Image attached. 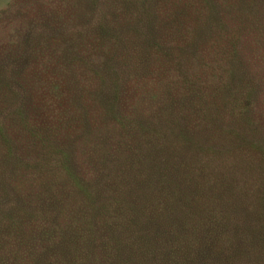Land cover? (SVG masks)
I'll return each instance as SVG.
<instances>
[{
	"label": "trees",
	"instance_id": "16d2710c",
	"mask_svg": "<svg viewBox=\"0 0 264 264\" xmlns=\"http://www.w3.org/2000/svg\"><path fill=\"white\" fill-rule=\"evenodd\" d=\"M62 15L0 48V264H264V0Z\"/></svg>",
	"mask_w": 264,
	"mask_h": 264
},
{
	"label": "rangeland",
	"instance_id": "374dc122",
	"mask_svg": "<svg viewBox=\"0 0 264 264\" xmlns=\"http://www.w3.org/2000/svg\"><path fill=\"white\" fill-rule=\"evenodd\" d=\"M72 4L74 0H0V48L13 47L22 39L25 32L29 33L33 36L29 50L32 51L37 46L36 52L33 53L36 60L33 59L32 62H41L45 43L40 40L48 34L42 26L53 16L57 18L52 23L56 31L71 33L73 26L78 25V21L69 18L70 20L64 22L61 18L62 11L70 9ZM29 22L36 23V27H30ZM54 46L58 49V45Z\"/></svg>",
	"mask_w": 264,
	"mask_h": 264
}]
</instances>
